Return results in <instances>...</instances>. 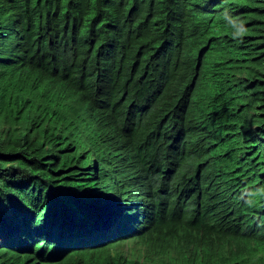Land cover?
<instances>
[{
    "label": "trees",
    "instance_id": "16d2710c",
    "mask_svg": "<svg viewBox=\"0 0 264 264\" xmlns=\"http://www.w3.org/2000/svg\"><path fill=\"white\" fill-rule=\"evenodd\" d=\"M0 264H264V0H0Z\"/></svg>",
    "mask_w": 264,
    "mask_h": 264
},
{
    "label": "clouds",
    "instance_id": "9594fccd",
    "mask_svg": "<svg viewBox=\"0 0 264 264\" xmlns=\"http://www.w3.org/2000/svg\"><path fill=\"white\" fill-rule=\"evenodd\" d=\"M109 208H111L110 213H109L110 222L112 224L116 225L115 228L118 227L117 231H119L120 234L125 233L126 231H129L130 227H132L135 224H138L140 222L139 219L132 218L133 215L129 214V212L125 213V203L123 201H120V203H113L112 202V204H110ZM125 216H127L126 220L128 221V223H127V221H125V223L122 224V222H124ZM129 218H131V219H129Z\"/></svg>",
    "mask_w": 264,
    "mask_h": 264
},
{
    "label": "bare ground",
    "instance_id": "6f19581e",
    "mask_svg": "<svg viewBox=\"0 0 264 264\" xmlns=\"http://www.w3.org/2000/svg\"><path fill=\"white\" fill-rule=\"evenodd\" d=\"M111 209V208H110ZM143 227H141V229H142ZM114 233V232H113ZM118 240V239H117Z\"/></svg>",
    "mask_w": 264,
    "mask_h": 264
},
{
    "label": "rangeland",
    "instance_id": "374dc122",
    "mask_svg": "<svg viewBox=\"0 0 264 264\" xmlns=\"http://www.w3.org/2000/svg\"><path fill=\"white\" fill-rule=\"evenodd\" d=\"M127 249V248H126ZM130 252V251H129Z\"/></svg>",
    "mask_w": 264,
    "mask_h": 264
}]
</instances>
